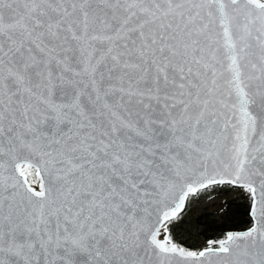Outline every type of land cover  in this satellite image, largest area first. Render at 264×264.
I'll return each instance as SVG.
<instances>
[{"label":"snow or ice","instance_id":"6c2138e0","mask_svg":"<svg viewBox=\"0 0 264 264\" xmlns=\"http://www.w3.org/2000/svg\"><path fill=\"white\" fill-rule=\"evenodd\" d=\"M0 264H264V0H0Z\"/></svg>","mask_w":264,"mask_h":264},{"label":"rangeland","instance_id":"374dc122","mask_svg":"<svg viewBox=\"0 0 264 264\" xmlns=\"http://www.w3.org/2000/svg\"><path fill=\"white\" fill-rule=\"evenodd\" d=\"M38 188V182L33 185ZM190 208H186L187 221L185 228L177 235V241L184 246L198 249L202 248L209 238L219 237L220 233L215 232L216 228L227 229L243 228L247 226L245 211L247 202L238 193H232L228 197L227 209L220 211L222 199L215 194L212 197L204 195L203 199L191 198Z\"/></svg>","mask_w":264,"mask_h":264},{"label":"trees","instance_id":"16d2710c","mask_svg":"<svg viewBox=\"0 0 264 264\" xmlns=\"http://www.w3.org/2000/svg\"><path fill=\"white\" fill-rule=\"evenodd\" d=\"M246 210H247V208H246ZM245 215H246V211H245ZM246 217H247V215H246ZM247 219H248V218H247ZM246 222H247V221H246ZM228 230H232V229H227V228H225V227H222L221 229L216 228V231H215V232L220 233V235H218V236H221L225 231H228Z\"/></svg>","mask_w":264,"mask_h":264},{"label":"bare ground","instance_id":"6f19581e","mask_svg":"<svg viewBox=\"0 0 264 264\" xmlns=\"http://www.w3.org/2000/svg\"><path fill=\"white\" fill-rule=\"evenodd\" d=\"M38 188H39V183H38ZM38 190V189H37Z\"/></svg>","mask_w":264,"mask_h":264}]
</instances>
